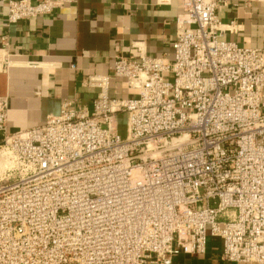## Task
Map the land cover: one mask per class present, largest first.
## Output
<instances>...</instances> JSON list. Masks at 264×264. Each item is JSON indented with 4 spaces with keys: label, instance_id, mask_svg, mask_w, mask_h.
Here are the masks:
<instances>
[{
    "label": "built area",
    "instance_id": "obj_1",
    "mask_svg": "<svg viewBox=\"0 0 264 264\" xmlns=\"http://www.w3.org/2000/svg\"><path fill=\"white\" fill-rule=\"evenodd\" d=\"M75 1L0 3L10 25ZM229 2L182 0L171 62L115 59L133 98L91 76V110L66 101L10 134L0 97V264H172L209 237L223 261L264 264V49L223 38L216 12Z\"/></svg>",
    "mask_w": 264,
    "mask_h": 264
},
{
    "label": "crops",
    "instance_id": "obj_2",
    "mask_svg": "<svg viewBox=\"0 0 264 264\" xmlns=\"http://www.w3.org/2000/svg\"><path fill=\"white\" fill-rule=\"evenodd\" d=\"M181 11L182 0L169 5L156 0H76L47 16L6 25V6L0 3V37L6 36L12 60L0 72V97L8 101L7 132L40 125L66 101L91 110L99 92L87 83L91 76L109 77L111 98L135 97L136 91L113 77L115 59L137 58L141 51L171 62L175 19ZM216 15L225 40L264 49V0H230ZM221 250L220 239L209 237L204 254H179L172 264H245L223 261Z\"/></svg>",
    "mask_w": 264,
    "mask_h": 264
},
{
    "label": "rangeland",
    "instance_id": "obj_3",
    "mask_svg": "<svg viewBox=\"0 0 264 264\" xmlns=\"http://www.w3.org/2000/svg\"><path fill=\"white\" fill-rule=\"evenodd\" d=\"M118 123H119L118 133L119 135L124 136V132H125V115L124 114L119 115Z\"/></svg>",
    "mask_w": 264,
    "mask_h": 264
}]
</instances>
